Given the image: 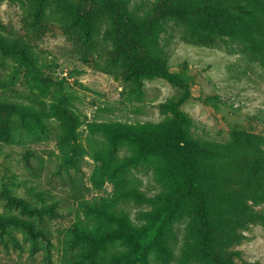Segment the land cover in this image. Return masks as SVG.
<instances>
[{
	"label": "rangeland",
	"instance_id": "obj_1",
	"mask_svg": "<svg viewBox=\"0 0 264 264\" xmlns=\"http://www.w3.org/2000/svg\"><path fill=\"white\" fill-rule=\"evenodd\" d=\"M155 2L0 0V264H111L129 251L116 241L93 255L87 236L123 215L148 226L179 175L111 126L168 127L173 103L188 138L222 151L198 166L211 246L200 249L186 198L148 264H264V171L247 141L264 154V53L237 20L195 32L167 11L158 46L189 88L137 78L115 60L116 40L123 14L141 23Z\"/></svg>",
	"mask_w": 264,
	"mask_h": 264
},
{
	"label": "trees",
	"instance_id": "obj_2",
	"mask_svg": "<svg viewBox=\"0 0 264 264\" xmlns=\"http://www.w3.org/2000/svg\"><path fill=\"white\" fill-rule=\"evenodd\" d=\"M167 11L183 15L195 32H220L224 29V21L237 20L245 26L255 46L264 53V0H157L155 10L141 23L123 14L124 20L120 24L114 57L119 62L131 64L134 69L132 74L137 78L145 73H152L186 90L189 88L178 73L169 69L158 46L154 27L160 15ZM133 47L138 48L134 53ZM152 53H155L154 56H151ZM182 101L183 99L178 103ZM3 105L5 104L0 101V108ZM170 106L176 119L168 127L111 126L115 140L131 141L146 155L160 153L169 161L171 169L179 175L171 192L165 196L167 201L158 207L152 223L148 226L138 229L123 215L115 218L117 224L113 229L100 235L87 236L93 246V255L108 243L121 241L127 245L130 250L116 256L111 264H148L151 249L164 245L165 230L186 198H191L196 207L200 249L205 251L211 246L213 230L207 205L209 195L198 180V166L200 158L211 159L221 155L222 151L216 146L188 138L180 123L183 115L178 105L173 103L169 108ZM247 141L252 152V165L264 171V154L250 138ZM159 249L161 252L164 250L163 247Z\"/></svg>",
	"mask_w": 264,
	"mask_h": 264
}]
</instances>
